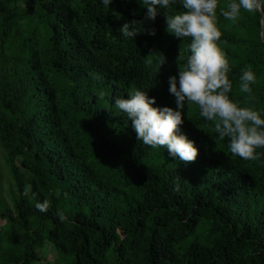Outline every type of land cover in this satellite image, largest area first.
Instances as JSON below:
<instances>
[{
    "label": "trees",
    "instance_id": "trees-1",
    "mask_svg": "<svg viewBox=\"0 0 264 264\" xmlns=\"http://www.w3.org/2000/svg\"><path fill=\"white\" fill-rule=\"evenodd\" d=\"M228 3L217 15L230 97L264 110L261 13L233 23L220 15ZM146 12L142 0H0V153L11 181L9 202L0 183V264H39L47 245L54 264H264V156L233 155L192 104L181 131L199 152L184 163L138 141L114 106L140 88L176 107L168 77L191 38L169 34L162 15L144 21ZM134 20L156 35H120ZM247 65L253 104L239 88ZM29 185L51 201L47 212L24 195Z\"/></svg>",
    "mask_w": 264,
    "mask_h": 264
},
{
    "label": "clouds",
    "instance_id": "clouds-1",
    "mask_svg": "<svg viewBox=\"0 0 264 264\" xmlns=\"http://www.w3.org/2000/svg\"><path fill=\"white\" fill-rule=\"evenodd\" d=\"M107 8L113 0H100ZM220 0H142L147 12L144 21L154 22L163 16L166 31L178 40L191 38L187 45V62L179 68L178 75L168 77L169 93L174 97L175 108L156 106L155 97L148 90L136 88L125 97L114 99V106L127 116L138 141L153 149L163 146L169 156L184 163L194 162L199 149L195 141L181 131L185 109L192 104L199 108V116L205 122H214V130L221 141L227 139L233 155L244 160H259L264 156V110L254 106H242V102L230 97L233 81L229 78L231 67L227 54L219 47L223 33L218 27L217 9ZM180 6L179 11H174ZM243 12H264V0H229L227 9L220 15L239 22ZM144 21L125 22L118 30L120 35L135 42L146 33L155 36V29L141 26ZM159 69L167 63L164 53L152 54ZM151 63V61H150ZM239 88L249 104L255 101L254 85L257 75L252 65H247L239 77ZM34 201L35 208L47 212L52 204L48 199H36L29 185L25 196ZM61 222H69L68 214L58 210Z\"/></svg>",
    "mask_w": 264,
    "mask_h": 264
},
{
    "label": "rangeland",
    "instance_id": "rangeland-1",
    "mask_svg": "<svg viewBox=\"0 0 264 264\" xmlns=\"http://www.w3.org/2000/svg\"><path fill=\"white\" fill-rule=\"evenodd\" d=\"M3 163L4 161L3 162L1 161V153H0V183L3 190V198L6 200V202H9L8 186H11V181L5 170V167L3 166ZM2 223H0V225ZM42 250H43L42 251L43 261L40 262L39 264H54V261L57 258V255L55 253L56 251L54 250V248L52 246L49 247L47 245L44 248H42ZM58 260L60 261L59 258Z\"/></svg>",
    "mask_w": 264,
    "mask_h": 264
},
{
    "label": "water",
    "instance_id": "water-1",
    "mask_svg": "<svg viewBox=\"0 0 264 264\" xmlns=\"http://www.w3.org/2000/svg\"><path fill=\"white\" fill-rule=\"evenodd\" d=\"M260 13H261V23L264 26V16H263L262 12H260ZM261 37L264 38V33L263 32L261 34Z\"/></svg>",
    "mask_w": 264,
    "mask_h": 264
}]
</instances>
